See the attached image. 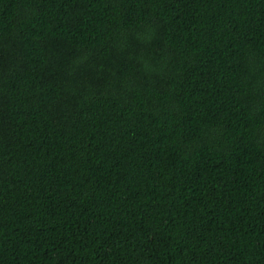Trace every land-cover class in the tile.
I'll return each instance as SVG.
<instances>
[{
    "label": "trees",
    "instance_id": "trees-1",
    "mask_svg": "<svg viewBox=\"0 0 264 264\" xmlns=\"http://www.w3.org/2000/svg\"><path fill=\"white\" fill-rule=\"evenodd\" d=\"M0 264H264V0H0Z\"/></svg>",
    "mask_w": 264,
    "mask_h": 264
}]
</instances>
